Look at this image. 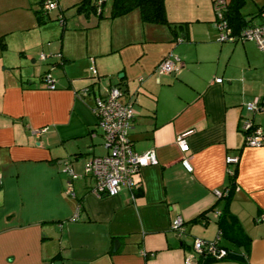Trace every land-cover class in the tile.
Wrapping results in <instances>:
<instances>
[{"label":"crops","instance_id":"obj_1","mask_svg":"<svg viewBox=\"0 0 264 264\" xmlns=\"http://www.w3.org/2000/svg\"><path fill=\"white\" fill-rule=\"evenodd\" d=\"M41 1L0 0V264H184L194 237H217L224 206L249 238L235 248L247 264H264V143H246L243 130L249 118L264 129V110L245 109L264 95L255 40H222L213 0H164L169 24L143 21L137 7L110 16L111 0L97 7L101 16L78 12L79 0H56L43 13ZM37 11L47 20L38 22ZM240 11L246 25L264 22V0H244ZM167 55L178 57L175 68L158 74ZM113 85L132 100L133 149L153 148L157 162L141 167L131 187L97 196L84 165L106 152L94 102ZM188 128L183 152L176 138ZM227 154L238 161L226 163ZM233 168L226 201L214 189ZM177 215L181 234L171 227Z\"/></svg>","mask_w":264,"mask_h":264},{"label":"built area","instance_id":"obj_2","mask_svg":"<svg viewBox=\"0 0 264 264\" xmlns=\"http://www.w3.org/2000/svg\"><path fill=\"white\" fill-rule=\"evenodd\" d=\"M100 2L101 0H97ZM214 13L216 19L219 36L222 40L235 39H253L260 49L264 52V22L241 27L238 31H234L226 17L228 0H213ZM43 6L47 9L57 7L56 0H44ZM59 54V53H57ZM39 57L44 59L46 54L41 52ZM178 57L167 55L160 60L156 66V71L160 73H169L175 68ZM91 72L96 75L97 71L94 66ZM45 84L49 88H55V78L46 72L43 75ZM220 81V77L215 78ZM123 89L118 85H113L100 95L95 97L94 112L97 117V127L101 131L103 145L106 149L104 154L94 155L84 165V172L93 176V184L91 192L97 196L115 195L120 192L123 185H133V175L139 169L147 164L156 163L157 157L153 148L142 152L135 151L129 138V129L131 120L134 116V108L131 99H123ZM245 109L250 112H258L264 110V95L254 96L252 100L245 104ZM45 128L40 129V131ZM245 133V141L250 145H261L264 143V129L255 124L249 118L243 124ZM194 131V128H188L178 133L176 142L181 151L189 150L187 137ZM226 163H236L238 161L237 154H227ZM181 163L188 171L192 170V165L186 156H182ZM65 170L69 172L71 178L79 177L80 174L73 171L68 164ZM231 172V170H228ZM229 191L227 186L215 188L214 193L217 196L226 195ZM68 194H73L71 183L66 188ZM260 217L264 218V210L260 213ZM172 229L178 234L184 232L183 218L177 215L171 224ZM216 239V238H215ZM205 240L194 237L192 245L193 250L187 252L184 256V264H198L197 254L206 251L216 257L225 254V249L218 246L216 240Z\"/></svg>","mask_w":264,"mask_h":264},{"label":"trees","instance_id":"obj_3","mask_svg":"<svg viewBox=\"0 0 264 264\" xmlns=\"http://www.w3.org/2000/svg\"><path fill=\"white\" fill-rule=\"evenodd\" d=\"M43 1L44 0L41 1V10L43 11V13H46L48 10L43 6ZM104 2L105 0H101L100 2H98L97 0H79L77 3H75V6L78 12H84L86 14H88L89 12H94L97 13L99 16H101V8L100 10H98L97 7H101L104 4ZM243 2L244 0H230L228 3V7L226 10V17L234 31H237L239 28L247 24L246 23L247 20L244 19V15L240 11V7ZM134 7L139 8L143 21L168 23V24L170 23L166 16L164 0H111V10L109 15L116 16V15L124 14ZM37 12H38L37 13L38 22L47 20L43 18L44 15L41 14L40 11ZM59 16L60 15L57 14V17ZM2 44H4L3 41ZM45 73L46 72H44L43 75ZM43 75H42V79H43ZM96 127H97V123H96ZM235 184H236V168H233L231 172H228V182L225 185L229 188V191L226 195L221 196L224 197L226 201L232 195ZM216 221L218 224V234L215 240L218 246L225 249V254L220 257H216L206 251H202L199 253V255H197L198 264H207L208 262L214 259L239 260L243 264H247L246 259L242 254V252L235 248V246H239L240 244L247 245L246 239L247 240L249 239L247 234L244 232L238 218L235 216V214L229 212L224 206L222 207V209H220ZM224 240L233 243L234 246L226 245L225 243H223Z\"/></svg>","mask_w":264,"mask_h":264},{"label":"rangeland","instance_id":"obj_4","mask_svg":"<svg viewBox=\"0 0 264 264\" xmlns=\"http://www.w3.org/2000/svg\"><path fill=\"white\" fill-rule=\"evenodd\" d=\"M103 152H104V147L100 145L98 149V153H103Z\"/></svg>","mask_w":264,"mask_h":264},{"label":"water","instance_id":"obj_5","mask_svg":"<svg viewBox=\"0 0 264 264\" xmlns=\"http://www.w3.org/2000/svg\"><path fill=\"white\" fill-rule=\"evenodd\" d=\"M115 243H118L117 241H115ZM54 264H62V262L61 261H59V260H57V261H55V263Z\"/></svg>","mask_w":264,"mask_h":264}]
</instances>
